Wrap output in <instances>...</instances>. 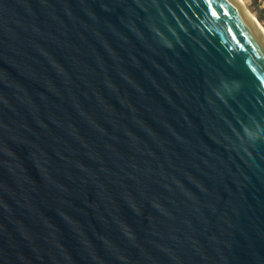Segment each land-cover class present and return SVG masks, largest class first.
<instances>
[{
    "label": "water",
    "instance_id": "obj_1",
    "mask_svg": "<svg viewBox=\"0 0 264 264\" xmlns=\"http://www.w3.org/2000/svg\"><path fill=\"white\" fill-rule=\"evenodd\" d=\"M0 264H264L237 0H0Z\"/></svg>",
    "mask_w": 264,
    "mask_h": 264
},
{
    "label": "rangeland",
    "instance_id": "obj_2",
    "mask_svg": "<svg viewBox=\"0 0 264 264\" xmlns=\"http://www.w3.org/2000/svg\"><path fill=\"white\" fill-rule=\"evenodd\" d=\"M249 10L254 13L258 18V15L262 17L260 23L264 26V0H245Z\"/></svg>",
    "mask_w": 264,
    "mask_h": 264
},
{
    "label": "bare ground",
    "instance_id": "obj_3",
    "mask_svg": "<svg viewBox=\"0 0 264 264\" xmlns=\"http://www.w3.org/2000/svg\"><path fill=\"white\" fill-rule=\"evenodd\" d=\"M237 2L240 4V6L242 8H244L246 11H248V13L252 16L253 21L255 22V24L257 25V27L259 28L260 32L262 33V35L264 36V26L260 23V21L258 20V18L254 15V13H252L249 8L247 7V4L245 2V0H237Z\"/></svg>",
    "mask_w": 264,
    "mask_h": 264
},
{
    "label": "trees",
    "instance_id": "obj_4",
    "mask_svg": "<svg viewBox=\"0 0 264 264\" xmlns=\"http://www.w3.org/2000/svg\"><path fill=\"white\" fill-rule=\"evenodd\" d=\"M258 19H259L260 21H262V17H261V16H259V15H258Z\"/></svg>",
    "mask_w": 264,
    "mask_h": 264
}]
</instances>
